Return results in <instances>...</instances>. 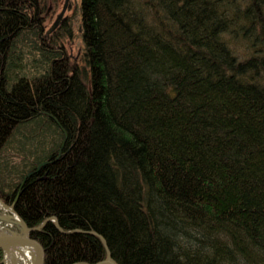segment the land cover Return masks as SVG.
<instances>
[{
	"label": "trees",
	"instance_id": "16d2710c",
	"mask_svg": "<svg viewBox=\"0 0 264 264\" xmlns=\"http://www.w3.org/2000/svg\"><path fill=\"white\" fill-rule=\"evenodd\" d=\"M45 3L0 0V199L44 264H264V0H80L77 57Z\"/></svg>",
	"mask_w": 264,
	"mask_h": 264
},
{
	"label": "water",
	"instance_id": "95a60500",
	"mask_svg": "<svg viewBox=\"0 0 264 264\" xmlns=\"http://www.w3.org/2000/svg\"><path fill=\"white\" fill-rule=\"evenodd\" d=\"M67 2H68V0H65V2L63 4V8L61 10V13L55 19V21L53 22L49 31H52L57 26L59 19L62 17L64 11L66 10ZM47 33H48V31H47ZM62 137L63 138L61 141V147L58 150V156L61 154V149L64 145L65 140H66L65 131H63ZM46 162L47 161H44L40 165H44ZM11 209H12V207H11ZM11 211H12V213H14V215H16L19 218V222L17 221V223H15V224L20 225L21 229L19 232H17V231H9V232L1 231L0 232V249L3 252V256H5V251H12V249H10V248H12L11 244H14V243L15 244H29V245H32L33 247H35L37 250V256L35 258L34 264H44V248L37 240L30 237V232L34 229H37V230L40 229L45 224V221L42 222L39 226H37L35 228H29L24 223V221L16 214V212L13 209ZM12 218H13V216H12ZM53 221L55 222V224H57L55 218H53ZM101 239L104 243L105 241L103 240V238H101ZM6 261L7 260L4 257V259H2L3 264H7ZM83 264H86V263H83ZM93 264H118V262L111 256V253L109 252V250H107L106 257L102 260L97 261L96 263H93Z\"/></svg>",
	"mask_w": 264,
	"mask_h": 264
},
{
	"label": "rangeland",
	"instance_id": "374dc122",
	"mask_svg": "<svg viewBox=\"0 0 264 264\" xmlns=\"http://www.w3.org/2000/svg\"><path fill=\"white\" fill-rule=\"evenodd\" d=\"M45 1H46L45 10H47L51 4V0H45ZM52 1H54V0H52ZM69 1L71 3L69 2V7H68V10L65 12V14L67 16H69V18H70L71 37H69V41L64 39L65 50H66L68 55H70L72 57H77L78 53L82 52V40H81V36L79 34V4H80V0H69ZM63 2H64V0L59 1L60 6L56 10V12H55L56 14L59 13ZM55 13L53 15V11H52L50 16H48V18L46 20H44V22L46 24L45 25V27H46L45 33L50 30V26H52V24L54 22V17L56 15ZM43 14H45V12ZM50 17H52V19ZM52 20H53V22H52ZM3 205L7 206L8 208L7 209L4 208ZM11 210L12 209L9 205L4 204L0 200V231L1 230H3L4 232H9V231L19 232L20 231V229H21L20 225L9 224L8 222H6V220H8V219L13 220L12 216H14V213H12ZM4 257L5 256H3L2 259H4Z\"/></svg>",
	"mask_w": 264,
	"mask_h": 264
},
{
	"label": "bare ground",
	"instance_id": "6f19581e",
	"mask_svg": "<svg viewBox=\"0 0 264 264\" xmlns=\"http://www.w3.org/2000/svg\"><path fill=\"white\" fill-rule=\"evenodd\" d=\"M70 1H68L69 3ZM71 3V2H70ZM80 5V4H79ZM46 13V10L44 11ZM66 12V11H65ZM51 13V12H50ZM43 14V13H42ZM45 15V14H44ZM49 15V14H48ZM58 15V14H57ZM52 16V15H51ZM66 16V15H64ZM56 17V15H55ZM54 17V19H55ZM46 18V17H45ZM52 19V17H50ZM65 19V18H64ZM63 19V20H64ZM46 20V19H45ZM49 21V20H48ZM66 21V20H65ZM53 22V20H52ZM61 22V21H60ZM59 22V23H60ZM64 22V21H62ZM58 23V25L60 26V24ZM46 25V24H45ZM51 27V26H50ZM64 27V26H63ZM48 28V27H47ZM69 28V27H68ZM46 29V27H45ZM64 28L61 29L60 27V30L61 32H63ZM66 29V27H65ZM67 30V29H66ZM55 31V29H54ZM53 31V32H54ZM69 31V30H68ZM49 32V31H48ZM66 32V31H65ZM61 34V33H60ZM67 36L69 33H66ZM71 35V34H69ZM63 36L66 37L65 34H63ZM4 206V205H3ZM14 220V221H13ZM13 220L12 219H8V221L12 224H15L17 223V221L19 222V218L14 215L13 216ZM12 248V251H5V259L7 260L6 263L7 264H34L35 263V258L37 256V250L35 247H33L32 245H29V244H11ZM13 252V253H12Z\"/></svg>",
	"mask_w": 264,
	"mask_h": 264
},
{
	"label": "flooded vegetation",
	"instance_id": "af4514ba",
	"mask_svg": "<svg viewBox=\"0 0 264 264\" xmlns=\"http://www.w3.org/2000/svg\"><path fill=\"white\" fill-rule=\"evenodd\" d=\"M69 1V0H68ZM64 2H65V0H64ZM64 2L62 3V6H61V9H60V11H59V13H57L58 15L61 13V10H62V8H63V4H64ZM60 5L58 4V5H56L55 6V3H54V5L53 4H50V6L48 7V9L46 10V13H45V15H41L40 17L41 18H43L44 20L45 19H47L48 18V16H50V12H52L53 11V15H54V13L56 12V10L58 9V7H59ZM68 7H69V3L67 2V4H66V10L65 11H67L68 10ZM65 11H64V13H63V15H62V17L59 19V21H58V23L60 24V26L57 24V26L54 28L55 30L57 29V28H59V27H61V26H64V24H65V22H67V19L69 18V16H67L66 14H65ZM49 14V15H48ZM56 14V13H55ZM56 14V17H55V19L58 17V15ZM64 15H66V16H64ZM47 16V17H46ZM46 17V18H45ZM65 18V19H64ZM55 19H54V21H55ZM64 19V20H63ZM66 20V21H65ZM62 21H64V22H62ZM54 29L52 30V31H49L47 34L45 33L44 35H45V37L46 36H48V35H51L52 33H53V31H54Z\"/></svg>",
	"mask_w": 264,
	"mask_h": 264
},
{
	"label": "built area",
	"instance_id": "2783aa9c",
	"mask_svg": "<svg viewBox=\"0 0 264 264\" xmlns=\"http://www.w3.org/2000/svg\"><path fill=\"white\" fill-rule=\"evenodd\" d=\"M4 208L7 209L8 207L4 205ZM6 222H8L9 224H12V223H10L8 220H6ZM1 231H3V230H1ZM1 231H0V232H1Z\"/></svg>",
	"mask_w": 264,
	"mask_h": 264
}]
</instances>
